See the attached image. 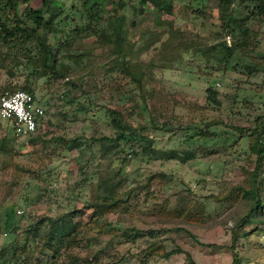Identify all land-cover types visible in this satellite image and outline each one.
Instances as JSON below:
<instances>
[{
  "label": "rangeland",
  "instance_id": "obj_1",
  "mask_svg": "<svg viewBox=\"0 0 264 264\" xmlns=\"http://www.w3.org/2000/svg\"><path fill=\"white\" fill-rule=\"evenodd\" d=\"M103 3L109 19L96 22L83 1H58L61 33L40 30L54 69L23 50L0 55V96L30 90L45 109L31 137L0 118V264H189L184 253L165 257L178 248L196 264H232L264 115V0H234L232 28L220 0H171L169 11ZM110 111L146 131L93 143L116 137ZM74 139L83 145L71 151ZM237 234L241 264H264V214Z\"/></svg>",
  "mask_w": 264,
  "mask_h": 264
},
{
  "label": "trees",
  "instance_id": "obj_2",
  "mask_svg": "<svg viewBox=\"0 0 264 264\" xmlns=\"http://www.w3.org/2000/svg\"><path fill=\"white\" fill-rule=\"evenodd\" d=\"M29 1L30 0H0V55L2 54L5 57L15 56L18 51L20 52L23 50L25 54L24 59H26L28 63H32L36 60L47 69H54L57 64V56L54 51L55 48L52 44H50V42H48L47 36L41 35L40 30L48 33H59L61 31L52 29L53 23L61 15V12L56 10L59 0H42V6L36 10H33L28 6ZM81 1H83V6L89 15V19H92V21L99 22L100 19H109L105 17L103 0ZM233 1L234 0H220L219 4V12L221 17L224 21H226V23H228V27L231 28L240 20L234 15V9L232 8ZM246 2L247 0H238L237 7H246ZM139 3L141 8L150 4L154 8L161 11L171 10V0H139ZM24 5L26 8L21 13L20 6ZM249 17L250 16H247L243 20H248ZM68 22L69 17L65 16L56 24L62 26L64 31V27L68 25ZM98 36L107 37L106 33H100ZM114 36L117 39L121 38L120 24H115L113 26L110 37ZM220 45L224 46V48L227 50L226 57L230 58L234 53V48H232V46H228L227 42H223ZM33 48L37 54L33 53ZM27 92L33 94L30 90ZM208 92L212 97L216 98L217 95L211 88L208 89ZM3 94H5V92ZM110 114L112 116L113 128L117 131L116 137L94 138L93 143H99L103 145V142L106 141L112 144L119 143L120 141H129L146 131L145 127L134 128L133 126L127 124L122 119L120 114L115 111H110ZM253 133L256 134V138L253 140L250 146V151L256 156V166L254 172L252 173V188L243 189L244 196L250 198L253 201V205L251 208V213L245 216L232 231V264H241L239 255L235 251L239 228L248 224L249 222H252L257 216H262L264 214L262 187L260 184H257V177L259 173L262 172V167L264 164V115L259 116L256 119ZM34 134H31L28 137H31ZM82 145L83 143L79 140H70L69 149L73 151ZM102 186L103 184L101 187ZM180 253L186 254V259L189 264H196L191 254L184 252L181 248L167 253L165 257L169 258L172 255Z\"/></svg>",
  "mask_w": 264,
  "mask_h": 264
},
{
  "label": "built area",
  "instance_id": "obj_3",
  "mask_svg": "<svg viewBox=\"0 0 264 264\" xmlns=\"http://www.w3.org/2000/svg\"><path fill=\"white\" fill-rule=\"evenodd\" d=\"M44 116V107L27 91L6 92L0 97V118L9 122L16 137H28L37 132Z\"/></svg>",
  "mask_w": 264,
  "mask_h": 264
}]
</instances>
